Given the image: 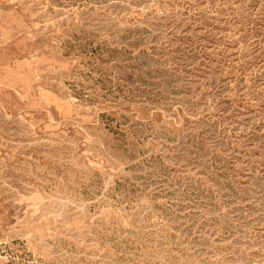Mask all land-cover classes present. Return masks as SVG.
Instances as JSON below:
<instances>
[{
	"label": "rangeland",
	"instance_id": "1",
	"mask_svg": "<svg viewBox=\"0 0 264 264\" xmlns=\"http://www.w3.org/2000/svg\"><path fill=\"white\" fill-rule=\"evenodd\" d=\"M0 264H264V0H0Z\"/></svg>",
	"mask_w": 264,
	"mask_h": 264
}]
</instances>
